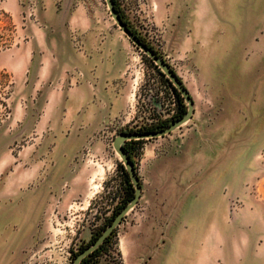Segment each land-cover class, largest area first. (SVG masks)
Wrapping results in <instances>:
<instances>
[{
	"label": "crops",
	"instance_id": "1",
	"mask_svg": "<svg viewBox=\"0 0 264 264\" xmlns=\"http://www.w3.org/2000/svg\"><path fill=\"white\" fill-rule=\"evenodd\" d=\"M27 1L4 0L0 11L17 19ZM149 1L156 5L153 19L161 28L162 51L180 59H200L198 51L208 35L230 30L222 36L221 45L229 39L220 57L225 60L233 50L229 36L240 28V15H256V0ZM35 3L40 25L31 24L23 30L28 40L1 52L6 58L0 59V69L9 71L13 81L9 124L21 127L18 136L29 138L22 139L16 153L7 150L0 161V175L6 171L0 176V242L7 241L4 225H20L22 194L88 195L77 188L86 180L74 161L79 150L89 142L91 148L100 147L101 141L94 137L101 125L123 120L134 104L133 80L125 73L132 42L104 0ZM178 76L194 99V114L195 97ZM33 111L36 117L30 123ZM174 132L150 139L171 140ZM173 148L176 155L168 156L178 157ZM158 158L150 154L143 161L147 178L141 183L138 203L145 201L149 207L141 222L128 226L120 236L123 264H225L228 213L213 210V173H199L190 161ZM6 202L13 203L11 210L6 211ZM130 213L136 214V207ZM255 257L247 256L249 261Z\"/></svg>",
	"mask_w": 264,
	"mask_h": 264
},
{
	"label": "rangeland",
	"instance_id": "2",
	"mask_svg": "<svg viewBox=\"0 0 264 264\" xmlns=\"http://www.w3.org/2000/svg\"><path fill=\"white\" fill-rule=\"evenodd\" d=\"M29 2L23 4L21 11ZM119 4L126 20L142 35L138 26L144 12L137 1L119 0ZM21 11L17 19L0 11L1 60L6 58L1 52L29 39L23 30L31 24L40 25L37 12L35 21L33 17L23 21ZM251 16L240 15V28L231 30L229 37L234 42L233 50L225 60L220 57L229 47L226 45L229 39L226 37L227 43L221 45L222 36L230 30H215L208 35L203 49L198 51L200 59H180L167 52L163 57L161 53L160 57L182 76L197 106L191 119L173 130L171 140L145 139L135 159L140 184L147 178L142 166L150 154L162 160L190 161L198 166L199 173L206 170L213 173V210L228 213L225 264H264V0H256V15L252 16L253 20H250ZM252 24L254 28H251ZM200 32L203 36L205 31L201 29ZM125 73H130L133 80L134 104L123 120L103 123L94 137L102 145L91 148L92 143L84 144L74 160L80 165L72 166L86 174V180L79 182L77 188L88 195L22 194L25 200L23 197L20 203V225H4L2 235L7 241L0 242V264H73L75 252L112 213L119 200V163L122 164L120 155L113 148V140L121 132L134 130L135 121L144 126L147 117H153L150 105L161 115L171 114L168 109L170 95L165 91L162 75L132 43ZM11 79L9 71L1 68L0 161L7 150L16 153L22 139L29 138L23 134L18 136L21 127L9 124L12 118ZM147 98L150 104L145 106L142 100ZM24 101L26 99H22ZM33 112L30 123L36 117ZM173 146L178 150V157L168 156L176 155ZM190 149L191 157L188 155ZM88 185L91 189L87 190ZM5 204L6 211L13 208V203ZM134 207L137 213L128 212L123 217L108 242V253L97 255L98 263L123 264L122 254L118 251L120 236L128 226L141 222L149 206L141 201ZM237 246L240 249L236 250ZM240 254H245L241 260L237 259ZM249 254L251 258L256 256L255 259L249 261Z\"/></svg>",
	"mask_w": 264,
	"mask_h": 264
},
{
	"label": "water",
	"instance_id": "3",
	"mask_svg": "<svg viewBox=\"0 0 264 264\" xmlns=\"http://www.w3.org/2000/svg\"><path fill=\"white\" fill-rule=\"evenodd\" d=\"M107 7L109 9V13L115 23L121 28V31L125 33L127 38L132 42L133 45H135L140 51H142L143 54L147 55L149 58H151L155 64H157L160 67V70L165 74V76L172 82V84L175 86V88L178 90V92L181 94V96L184 98V101L187 104V110L185 114L179 118L172 121L170 124H168L166 127L162 129H157L153 131H147V132H132V133H119L116 135L115 139L112 142L113 148L115 151L120 155L122 164L126 171L130 175V180L133 183L135 192L134 196L131 198V200L127 203V205L120 211V213L116 214L114 218L112 219L111 223L105 228L103 232L99 234V236L96 238L94 243L85 249L84 251H81L74 259L73 264H80V262L83 260L84 257H86L90 252H92L96 247L101 245L103 241L106 239V237L111 234V232L114 231V229L118 226V224L121 223L123 217L137 204L139 197L141 196V184L139 182V175L133 165V163L129 160V157L125 154L123 150V143L125 141H129L132 139H150L155 137H162L168 133H170L172 130L179 128L181 125L187 123L192 117L193 114V106H194V99L190 95L189 91L186 89L185 84L180 80L178 77V74L174 72L173 68L166 63L160 56H158L154 49L150 48L146 44L143 43L126 25V23L121 19L120 15L118 14L117 9L114 6V3L112 0H105Z\"/></svg>",
	"mask_w": 264,
	"mask_h": 264
},
{
	"label": "trees",
	"instance_id": "4",
	"mask_svg": "<svg viewBox=\"0 0 264 264\" xmlns=\"http://www.w3.org/2000/svg\"><path fill=\"white\" fill-rule=\"evenodd\" d=\"M112 1L114 3L115 8L118 11V14L120 15L121 19L126 23L128 28L141 41H143L144 44H146L150 48L154 49V52L158 56H161V51L159 49H157L156 47H154L153 45H150L149 43H147L145 41V39L143 38V36L140 35L137 32V30L126 20L125 15L123 13L124 10L120 7L119 0H112ZM143 55L147 60H149L156 67L157 71L162 75L164 86H165L164 87L165 91L167 94L172 93L174 95L175 100H176V105H175L174 113L172 114L170 119H165V120H162L160 122L150 123V124H147L146 126L138 127L134 130L129 129L128 133L137 132V131L147 132V131H153V130H157V129L160 130V129L166 127L168 124H170V122L174 121L175 119L181 118L187 110V104L184 101V98L181 96V94L178 92V90L175 88V86L172 84V82L165 76V74L160 70V67L157 64H155V62L151 58H149L145 54H143ZM174 72H175V70H174ZM180 80H181V78H180ZM143 141H145V139H140V138L139 139H132L129 141H125L122 145L125 154L127 155V157H129V160L133 163L134 167H135V159L140 153L139 150L141 148V144ZM119 167H120L119 168V172H120L119 176L120 177L118 178V191H119L118 193L119 194L117 196V198L119 200L115 204L112 213L110 215H108V217L105 218V221L103 222L102 226L99 227V230L94 232L90 236L89 240L84 245H81V247L75 252L76 256L81 251H84L85 249H87L88 247H90L94 243V241L99 236V234L101 232H103L105 230V228L111 223L114 216L116 214L120 213V211L127 205V203L134 196L135 189H134L133 183L130 180L129 173L126 171V169L124 168V166L121 163H119ZM135 169H136V167H135ZM114 197L115 196H112V198H114ZM111 235L112 234L107 236L101 245L96 247L90 254H88L86 257H84L83 260L80 262V264H100L97 262L96 257L99 254L100 255L101 254L106 255L108 253V250H109L108 249V247H109L108 242L111 239Z\"/></svg>",
	"mask_w": 264,
	"mask_h": 264
},
{
	"label": "built area",
	"instance_id": "5",
	"mask_svg": "<svg viewBox=\"0 0 264 264\" xmlns=\"http://www.w3.org/2000/svg\"><path fill=\"white\" fill-rule=\"evenodd\" d=\"M3 1L4 0H0V2H3ZM136 1L138 5L140 6V9L143 10L144 12L143 16L141 17L140 26H138L140 33L142 34L143 38H146V40L150 44H152L157 49L161 50L162 56L165 57V53L162 51L163 43L161 39V28L158 27V25H156L153 19V13L156 11L155 4L151 3L149 0H136ZM36 10H37V7H36L35 1L30 0V2L27 4V7L21 11L22 20L24 21L26 19H29L30 17H33L35 21ZM161 94H163L162 91H161ZM169 95H170V98H169L170 105L168 109H170L171 114L168 113L167 115H161L160 112L155 109V107L150 105V108H151L150 112L153 115V117L148 116L147 117L148 122L143 124L144 126L150 123L160 122L172 116V114L174 113L176 100L172 93H170ZM142 103H144L145 106L150 104L148 98L146 100H142ZM139 116L141 115L139 114ZM134 124H135L134 129L138 127H142L137 123V121H135ZM111 264H115V262L111 261Z\"/></svg>",
	"mask_w": 264,
	"mask_h": 264
},
{
	"label": "flooded vegetation",
	"instance_id": "6",
	"mask_svg": "<svg viewBox=\"0 0 264 264\" xmlns=\"http://www.w3.org/2000/svg\"><path fill=\"white\" fill-rule=\"evenodd\" d=\"M114 230H115V229H114ZM113 232H114V231H113ZM113 232H111V234H112ZM109 235H110V234H109ZM109 235H108V236H109ZM90 253H91V252H90Z\"/></svg>",
	"mask_w": 264,
	"mask_h": 264
},
{
	"label": "bare ground",
	"instance_id": "7",
	"mask_svg": "<svg viewBox=\"0 0 264 264\" xmlns=\"http://www.w3.org/2000/svg\"><path fill=\"white\" fill-rule=\"evenodd\" d=\"M148 148H150V147H148Z\"/></svg>",
	"mask_w": 264,
	"mask_h": 264
}]
</instances>
